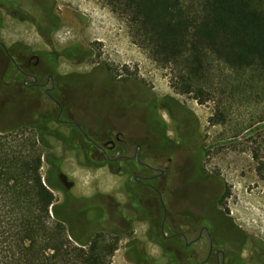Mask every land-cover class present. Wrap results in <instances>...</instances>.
Listing matches in <instances>:
<instances>
[{
  "label": "rangeland",
  "instance_id": "374dc122",
  "mask_svg": "<svg viewBox=\"0 0 264 264\" xmlns=\"http://www.w3.org/2000/svg\"><path fill=\"white\" fill-rule=\"evenodd\" d=\"M45 4L54 8L55 15L61 21L50 42L43 39L34 21L27 18L21 20L25 17L24 7L20 5L12 14L4 11L0 43L15 53L16 62L23 68L27 66L29 58L24 54L27 48L33 53H61L56 74L66 79L70 87L69 96H65L75 101L78 112L90 108L82 119L87 123L88 131L94 134L114 121L117 126L144 141L161 144L152 107L146 111L147 106L139 103L142 100L147 103L156 100L158 107L155 114L168 127V136L174 143L182 144L184 139L190 142L195 132L198 133V145L204 151L198 153L195 148L188 147L189 151H195V156L202 161L207 173L221 179V185L230 192L227 205L237 224L250 237L264 244V91L253 95L236 91L232 96L228 91L224 95L222 91L226 86H221L220 81L223 80L218 75L215 98L201 104L193 95H181L172 88V69L155 63L143 48L136 45L127 22L114 14L105 2L45 0ZM75 48L86 55L85 59L65 56L68 49ZM8 67L15 69L10 65L9 58L0 56V77L4 76ZM39 68V71H44L42 62ZM21 80L24 82V77ZM64 89L60 90L61 96L66 93L67 89ZM8 91L15 98L7 97L5 101L0 98V110L6 114H2L0 119L28 125L24 133L29 138L33 132L30 126L37 123L43 117L41 113L49 108L43 102L48 98L35 90L17 93L15 82L10 84ZM63 97L59 98L65 99ZM178 105L183 106L187 114H179ZM223 111L226 114L224 124H212L211 119L216 113ZM49 126L44 132L50 130L51 135L43 136L45 145L41 148L47 153L42 168L46 182L51 174V164L64 161L62 173L77 183V192L90 193L98 185L104 186L110 193L117 191L122 176L111 172L104 174L80 170L79 163L85 160L84 156L89 157L90 152L71 149L78 142L90 146L85 139H78L74 143L68 136L69 130L56 122ZM110 156L116 157L117 152ZM188 156L187 162L191 164L193 159ZM186 158L185 153L182 161ZM118 165H114L115 171ZM190 178L196 183L203 182L194 172ZM52 189L59 201L61 196ZM117 199L125 202L120 196ZM138 229L143 236L144 227ZM150 251L153 256L160 257L157 248L151 247ZM126 254L124 246L118 247L110 264H133Z\"/></svg>",
  "mask_w": 264,
  "mask_h": 264
},
{
  "label": "trees",
  "instance_id": "16d2710c",
  "mask_svg": "<svg viewBox=\"0 0 264 264\" xmlns=\"http://www.w3.org/2000/svg\"><path fill=\"white\" fill-rule=\"evenodd\" d=\"M21 1L0 0V28L5 10L15 13L19 3L36 6L34 0ZM101 1L127 22L136 45L155 63L172 69V88L178 94L193 95L201 104L210 102L218 90V75L224 81H220L221 86H226L224 95L228 91L231 96L236 91L251 95L264 91V0ZM39 6L43 16L28 15L27 19L34 21L38 32L50 42L61 21L49 4ZM24 54H38L44 72L54 74L57 80L61 53H33L27 48ZM64 54L75 59L86 57L78 48ZM22 77L14 68L0 77L2 101L15 98L8 91L12 82L17 93L26 92ZM154 101L157 111L158 102ZM178 111L187 114L181 105ZM2 114L0 110V117ZM225 118L224 111L217 112L211 123L224 124ZM30 127L33 132L26 138L28 125L0 119V264H110L118 250L116 243L98 238L91 243L79 242L60 215L52 189L56 182L52 177L46 182L42 175L47 153L41 148L47 124L39 118ZM195 134L190 142L184 139L181 147L203 153ZM168 254L170 264H192L180 254Z\"/></svg>",
  "mask_w": 264,
  "mask_h": 264
},
{
  "label": "flooded vegetation",
  "instance_id": "af4514ba",
  "mask_svg": "<svg viewBox=\"0 0 264 264\" xmlns=\"http://www.w3.org/2000/svg\"><path fill=\"white\" fill-rule=\"evenodd\" d=\"M24 1L29 0L21 2ZM34 3L35 8L19 3L25 11L21 20L28 15L43 16L39 5L45 4V0H34ZM41 36L44 39V35ZM13 54L0 43V56L9 58L10 65L24 77L22 88L35 90L48 98L43 102L49 108L41 113L47 128L56 122L69 130L68 136L74 143L85 139L90 144L86 147L78 142L71 149L90 152L89 157L84 156L85 160L79 163L80 170L111 172L123 178L117 191L112 193L100 185L90 193L77 192V183L62 173L65 162L51 164L49 178L54 179V189L61 196L57 201L60 215L68 221L66 224L77 241L91 243L96 238L113 241L117 247H125L126 258L133 264H170L168 252L182 254V258L192 264H264V244L250 237L229 211L230 192L221 185V179L207 173L195 151L181 148V143L169 138L168 127L155 115L154 100L148 101L150 106L143 100L139 103L147 106L146 111L152 107L161 144L144 141L114 121L94 134L88 131L82 119L90 108L79 113L75 101L66 98L70 87L66 79L56 74L55 81L54 74L39 71L41 59L37 55H25L29 60L23 68ZM62 88L67 89L62 95L65 99L59 98ZM49 134L50 130L44 136ZM115 152L117 156L112 158L110 154ZM185 153L187 158L182 161ZM188 154L193 159L191 164L187 162ZM195 171L202 183L190 178L192 172L196 175ZM119 196L125 202L117 199ZM140 226L144 227L143 236L138 233ZM151 247L160 251L159 258L151 254Z\"/></svg>",
  "mask_w": 264,
  "mask_h": 264
}]
</instances>
